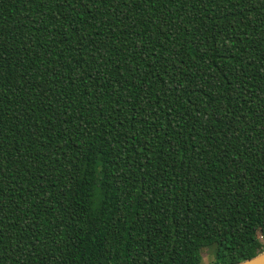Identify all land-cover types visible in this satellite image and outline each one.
<instances>
[{
  "label": "trees",
  "instance_id": "16d2710c",
  "mask_svg": "<svg viewBox=\"0 0 264 264\" xmlns=\"http://www.w3.org/2000/svg\"><path fill=\"white\" fill-rule=\"evenodd\" d=\"M262 232L264 0H0V264H238Z\"/></svg>",
  "mask_w": 264,
  "mask_h": 264
},
{
  "label": "rangeland",
  "instance_id": "374dc122",
  "mask_svg": "<svg viewBox=\"0 0 264 264\" xmlns=\"http://www.w3.org/2000/svg\"><path fill=\"white\" fill-rule=\"evenodd\" d=\"M205 250L208 251V255H202V264H212L213 262V258H214V252H215V247H207L205 249L202 250V252H204ZM201 252V253H202Z\"/></svg>",
  "mask_w": 264,
  "mask_h": 264
},
{
  "label": "water",
  "instance_id": "95a60500",
  "mask_svg": "<svg viewBox=\"0 0 264 264\" xmlns=\"http://www.w3.org/2000/svg\"><path fill=\"white\" fill-rule=\"evenodd\" d=\"M238 264H264V251L259 255L251 259L245 260L243 262H240Z\"/></svg>",
  "mask_w": 264,
  "mask_h": 264
},
{
  "label": "snow or ice",
  "instance_id": "6c2138e0",
  "mask_svg": "<svg viewBox=\"0 0 264 264\" xmlns=\"http://www.w3.org/2000/svg\"><path fill=\"white\" fill-rule=\"evenodd\" d=\"M262 235H264V232H262ZM201 254L206 256V255H208V251H207V250H205V251H204V252H202Z\"/></svg>",
  "mask_w": 264,
  "mask_h": 264
}]
</instances>
